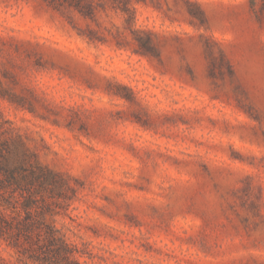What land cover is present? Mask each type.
Segmentation results:
<instances>
[{
	"label": "rangeland",
	"instance_id": "1",
	"mask_svg": "<svg viewBox=\"0 0 264 264\" xmlns=\"http://www.w3.org/2000/svg\"><path fill=\"white\" fill-rule=\"evenodd\" d=\"M0 111L86 264H264V0H0Z\"/></svg>",
	"mask_w": 264,
	"mask_h": 264
},
{
	"label": "trees",
	"instance_id": "2",
	"mask_svg": "<svg viewBox=\"0 0 264 264\" xmlns=\"http://www.w3.org/2000/svg\"><path fill=\"white\" fill-rule=\"evenodd\" d=\"M122 10L135 19L127 3ZM141 45L151 50L149 40ZM71 192L69 176L43 165L0 111V245L14 258L0 264H86L89 244L72 240L58 222Z\"/></svg>",
	"mask_w": 264,
	"mask_h": 264
}]
</instances>
